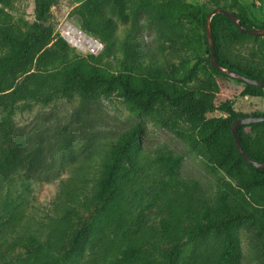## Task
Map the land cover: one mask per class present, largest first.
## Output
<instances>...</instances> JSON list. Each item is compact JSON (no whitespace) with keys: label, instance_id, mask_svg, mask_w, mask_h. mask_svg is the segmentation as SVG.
Masks as SVG:
<instances>
[{"label":"trees","instance_id":"1","mask_svg":"<svg viewBox=\"0 0 264 264\" xmlns=\"http://www.w3.org/2000/svg\"><path fill=\"white\" fill-rule=\"evenodd\" d=\"M52 1L34 0V20L24 28L3 22L0 9V106L10 110L18 100L49 102L74 94L92 98L116 91L137 114L151 115L160 111L161 106L167 107L176 118L188 123L191 137L207 162L232 180L233 185L211 200L198 197L196 207L184 214L161 219L158 235L145 230L130 231L123 227L126 217L120 199L127 182L123 164L140 139L139 127H131L108 139L106 155L91 185L81 173L59 183L46 221L35 228L8 229L16 207L7 193L0 202V220L5 219L1 225L7 231L0 234V252L8 251L13 264H82L88 253L92 264H241L237 228L243 224L256 233L264 264V169L246 163L231 135L235 119L261 116L264 110L247 112L219 100V85L213 78H197L188 65L180 72L179 66L161 65L151 55L144 58L142 50L133 47L137 44L129 35L121 42L126 51L121 70L103 69L99 63L108 46L105 44L98 55L76 53L54 33L49 14ZM208 1L194 5L184 0H144L143 4L161 17L165 26L161 37L165 41L191 49L217 79L241 82V97L263 96L264 86L232 78L214 68L205 20L213 8L220 7L232 11L244 27L263 28L264 22L254 24L239 8L242 0ZM10 3L11 0H0L4 6ZM98 3L84 0L75 7L80 28L114 44L110 39L113 23ZM111 7L120 12L118 4L111 3ZM210 29L219 66L264 81V68L239 58L234 50L249 41L264 46V36L240 31L221 13L211 17ZM237 136L250 158L264 161V121L239 125ZM163 158L174 183L184 193L195 190L196 184L176 171L177 158ZM20 188L30 187L21 182ZM117 213L119 218L114 220ZM101 227H107L110 238L97 230ZM208 233L219 239L216 251L209 257L195 255L194 250L186 253V245Z\"/></svg>","mask_w":264,"mask_h":264},{"label":"rangeland","instance_id":"2","mask_svg":"<svg viewBox=\"0 0 264 264\" xmlns=\"http://www.w3.org/2000/svg\"><path fill=\"white\" fill-rule=\"evenodd\" d=\"M82 1L53 0L49 9L54 33L76 53L87 54L92 45L71 43L63 33L67 23L88 35L92 44L100 45L94 55L101 53L106 44L108 49L99 64L107 71L118 72L126 55L121 42L129 35L137 44L133 47L141 49L144 58L151 55L161 65L179 66L180 72L188 65L197 78H213L219 85V100L229 101L236 109L247 112L264 110V93L263 96L241 97V82L217 79L208 66L194 57L191 49L181 43L165 41L161 37L165 27L161 17L152 12L149 5L145 6L144 0H111L110 3L98 0L113 23L110 39L114 44H107L81 30L74 9ZM184 2L201 5L209 1ZM111 3L119 5V13L113 10ZM239 8L254 24L264 22V0H242ZM0 9L3 22L12 26L24 28L34 20V0H11L8 6L0 4ZM234 50L239 58L264 68L261 42L249 41ZM131 127H139L140 139L138 147L129 152L123 164L127 169V182L120 199L121 211L126 217L123 227L130 231L145 230L158 235L161 219L184 214L196 207L198 197L211 200L219 191L233 185L232 180L207 162L200 146L191 137L188 123L176 118L167 107L161 106L160 111L151 115L137 114L116 91L92 98L74 94L49 102L18 100L10 110L0 106V202L9 193L16 207L8 229H33L45 222L59 183L72 174L85 175L91 185L106 155L108 139ZM166 155L176 157L178 174L196 184L191 193H184L168 175L167 162L163 158ZM21 182L30 188H20ZM117 218L118 213L114 220ZM3 220H0V234L7 232L1 225ZM97 230L111 237L107 227ZM237 235L241 264H262L259 239L254 230L242 224L237 228ZM218 247L219 239L208 233L186 245L185 251L194 250L195 255L209 257ZM9 254L8 251L0 252V264H13ZM91 257L88 253L82 264H92Z\"/></svg>","mask_w":264,"mask_h":264},{"label":"water","instance_id":"3","mask_svg":"<svg viewBox=\"0 0 264 264\" xmlns=\"http://www.w3.org/2000/svg\"><path fill=\"white\" fill-rule=\"evenodd\" d=\"M216 13H221L223 15H225L226 17H228L237 27V29H239L242 32L245 33H249V34H253V35H259V36H264V27H252V28H247L244 27L242 24H240L235 16V14L228 10V9H224V8H220V7H215L213 8L206 16V20H205V32H206V37L208 40V45H209V50H210V62L211 64L214 66L215 69H217L218 71H221L223 73H225L226 75L244 81L246 83L249 84H253V85H258V86H264V81L261 80H257V79H252L249 77H246L236 71L230 70V69H225L222 68L221 66H219V64L216 62L215 57H214V42H213V38H212V34H211V29H210V20L211 17L216 14ZM79 32H81L78 29ZM84 34V33H83ZM86 37H88V35L84 34ZM89 38V37H88ZM260 121H264V115L261 116H246V117H240L235 119L232 123H231V135L233 138V142L234 145L238 151V153L241 155V157L246 161V163H248L249 165L257 168V169H264V161H256L252 158H250L245 151L242 149V146L240 144L239 138L237 136V127L241 124H248V123H254V122H260Z\"/></svg>","mask_w":264,"mask_h":264},{"label":"bare ground","instance_id":"4","mask_svg":"<svg viewBox=\"0 0 264 264\" xmlns=\"http://www.w3.org/2000/svg\"><path fill=\"white\" fill-rule=\"evenodd\" d=\"M63 33L71 43L93 45L91 39L86 37L82 32H79L72 24L67 23L63 29Z\"/></svg>","mask_w":264,"mask_h":264},{"label":"built area","instance_id":"5","mask_svg":"<svg viewBox=\"0 0 264 264\" xmlns=\"http://www.w3.org/2000/svg\"><path fill=\"white\" fill-rule=\"evenodd\" d=\"M99 48H100V45L95 43L93 44L90 49H89V53H92V54H96L98 51H99Z\"/></svg>","mask_w":264,"mask_h":264}]
</instances>
